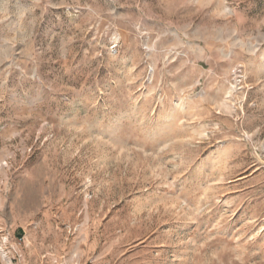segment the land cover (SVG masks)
Instances as JSON below:
<instances>
[{
	"label": "rangeland",
	"instance_id": "rangeland-1",
	"mask_svg": "<svg viewBox=\"0 0 264 264\" xmlns=\"http://www.w3.org/2000/svg\"><path fill=\"white\" fill-rule=\"evenodd\" d=\"M0 264H264V0H0Z\"/></svg>",
	"mask_w": 264,
	"mask_h": 264
},
{
	"label": "bare ground",
	"instance_id": "bare-ground-1",
	"mask_svg": "<svg viewBox=\"0 0 264 264\" xmlns=\"http://www.w3.org/2000/svg\"><path fill=\"white\" fill-rule=\"evenodd\" d=\"M234 90H235V88H232L230 92H232V91H234ZM4 259H6V260H7V257H6V256H4ZM7 262H9V261L7 260Z\"/></svg>",
	"mask_w": 264,
	"mask_h": 264
}]
</instances>
